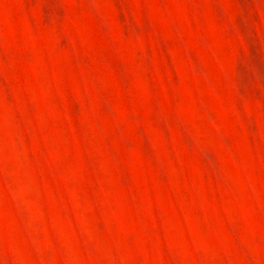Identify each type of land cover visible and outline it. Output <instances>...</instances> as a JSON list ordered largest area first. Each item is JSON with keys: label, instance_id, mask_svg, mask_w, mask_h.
I'll list each match as a JSON object with an SVG mask.
<instances>
[{"label": "rangeland", "instance_id": "rangeland-1", "mask_svg": "<svg viewBox=\"0 0 264 264\" xmlns=\"http://www.w3.org/2000/svg\"><path fill=\"white\" fill-rule=\"evenodd\" d=\"M0 264H264V0H0Z\"/></svg>", "mask_w": 264, "mask_h": 264}]
</instances>
